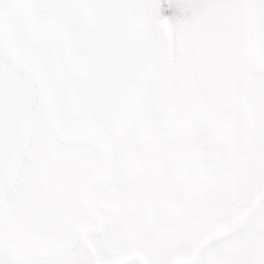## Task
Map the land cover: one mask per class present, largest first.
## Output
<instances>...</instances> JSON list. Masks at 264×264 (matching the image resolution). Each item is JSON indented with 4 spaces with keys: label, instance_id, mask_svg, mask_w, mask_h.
<instances>
[{
    "label": "snow or ice",
    "instance_id": "snow-or-ice-1",
    "mask_svg": "<svg viewBox=\"0 0 264 264\" xmlns=\"http://www.w3.org/2000/svg\"><path fill=\"white\" fill-rule=\"evenodd\" d=\"M0 264H264V0H0Z\"/></svg>",
    "mask_w": 264,
    "mask_h": 264
}]
</instances>
